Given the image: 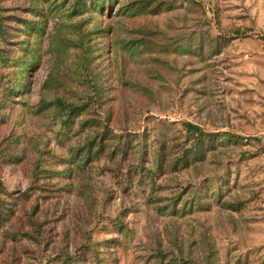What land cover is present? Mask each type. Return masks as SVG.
Masks as SVG:
<instances>
[{
    "label": "rangeland",
    "instance_id": "374dc122",
    "mask_svg": "<svg viewBox=\"0 0 264 264\" xmlns=\"http://www.w3.org/2000/svg\"><path fill=\"white\" fill-rule=\"evenodd\" d=\"M159 1L0 0V264H264V0Z\"/></svg>",
    "mask_w": 264,
    "mask_h": 264
},
{
    "label": "trees",
    "instance_id": "16d2710c",
    "mask_svg": "<svg viewBox=\"0 0 264 264\" xmlns=\"http://www.w3.org/2000/svg\"><path fill=\"white\" fill-rule=\"evenodd\" d=\"M149 0H139L140 5L139 8L140 9H147L153 13H158L159 11H161L162 8V3L159 1L157 3H148ZM169 7V6H168ZM56 103L59 107L60 110L62 111H67V113H69V115H71L72 112H78L80 110V106L75 105L74 103H68L66 101H64L63 99H57ZM75 112V113H76ZM122 141H119V143H117L116 147H112V151H111V155H115V153H117L118 150H121L122 147ZM87 148H85L84 151V155L86 156H91L94 153L96 154H101L102 152H106V147L103 145L102 142H100V145L94 150V145L91 144H86L85 145ZM5 194L10 195V193H7V190L3 187L2 182H0V199H3V196ZM2 214V212L0 211V215Z\"/></svg>",
    "mask_w": 264,
    "mask_h": 264
}]
</instances>
